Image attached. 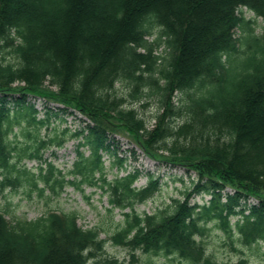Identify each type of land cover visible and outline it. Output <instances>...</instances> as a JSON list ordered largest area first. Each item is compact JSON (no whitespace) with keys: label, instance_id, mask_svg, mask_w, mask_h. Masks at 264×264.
<instances>
[{"label":"trees","instance_id":"1","mask_svg":"<svg viewBox=\"0 0 264 264\" xmlns=\"http://www.w3.org/2000/svg\"><path fill=\"white\" fill-rule=\"evenodd\" d=\"M244 8L264 20V0H0V188L24 185L42 196L40 180L55 195L67 184L100 186L110 211L131 208L115 244L178 255L179 264H220L201 238L211 222L245 244L264 242V29L256 33ZM118 84L129 86L130 100ZM147 97L163 109L152 129L133 104ZM76 112L84 126L42 133ZM118 136L153 160L196 172L194 193L210 201L192 203L186 192L165 209L138 213L135 204L159 179L149 174L138 188L139 169L108 179L105 154L126 162ZM73 139L76 160L63 173L45 154ZM26 160L38 162V174ZM251 198L258 203L247 204ZM8 214L0 211V264H88L93 249L104 248L99 230L82 228L75 211L31 220Z\"/></svg>","mask_w":264,"mask_h":264},{"label":"rangeland","instance_id":"2","mask_svg":"<svg viewBox=\"0 0 264 264\" xmlns=\"http://www.w3.org/2000/svg\"><path fill=\"white\" fill-rule=\"evenodd\" d=\"M244 15L248 20H255V29L257 34H262L264 29L263 18H256L253 11L246 8ZM237 36H242V32L237 30ZM157 35L150 37V40H155ZM165 46L160 45L157 48L159 54H165ZM242 48V45H241ZM119 93L129 97V86L118 84ZM179 96V97H178ZM180 98L178 92H174L172 100L176 103ZM134 106L138 109L148 122L149 128H154L157 124L156 114L162 112L155 97L144 98L140 102L133 101ZM54 107L53 105H51ZM36 107L40 110L39 117H44L45 105L37 102ZM54 110H57L54 107ZM62 116V115H61ZM67 121L61 122V119L53 122L50 128L43 127L42 133L50 131L52 128L59 126L64 128L70 126L77 128L84 126L87 118L76 112L74 115L67 114ZM175 124L181 121L180 118H174ZM15 127V131H17ZM10 138L17 140L15 134L11 133ZM22 140L21 137H18ZM119 145L117 148L118 156L126 158L124 166L116 162L114 154H105V164L108 179L112 180L116 175L123 176L130 171L139 169L142 176L135 183L138 188H143L149 183V174L154 175L159 179L158 188L154 194L143 202L135 204V210L140 214H153L159 209H165L172 204L174 198L184 199L186 192L192 193L190 198L192 203L198 202L204 204L209 202L211 195L205 191L202 193H194V189L198 182V175L196 172L187 170L182 166H171L164 161L153 160L147 156L137 145L131 143L129 139L124 136H118ZM78 140H69L64 147L56 151V156L50 155L51 150L47 151L45 156L52 160V162L63 171L67 173L73 166L76 160V146ZM88 153V152H87ZM28 167H33L38 174L36 167L37 161H25ZM1 172V170H0ZM72 178L71 175L66 177ZM2 176L0 174V181ZM40 186L45 188L42 196L38 194L37 190L32 191L29 195V188L26 186H14L13 184H6L0 188V211L9 209L11 214L21 218L36 219L49 211L59 212H77L79 215L78 224L84 228H96L100 232V239L105 240L103 250L95 251V255L91 257L88 264H108V261L118 259L120 264H179L180 257L178 255H154L136 250L134 253L127 247L117 245L111 240V236L115 234L125 225V216L123 212H130L131 208L121 210L115 208L110 211L111 205L109 203V195L100 186H89L83 184L81 188H76L67 184L62 190H58L59 194L55 195L54 191L48 187L43 180H40ZM225 193L233 194V190L227 188ZM225 200V197L223 198ZM240 202L244 203L242 199ZM258 201L254 198L247 200V204L254 205ZM249 211L247 210L246 213ZM239 216L231 218L232 223H235ZM217 222V223H216ZM209 223L208 231L204 236H201L204 241L206 255L210 256L220 264H235L241 258L248 259L250 264H264V242L260 241L252 244H245L241 241L240 234L234 233L229 235L221 227L218 226L219 221ZM200 238V237H198Z\"/></svg>","mask_w":264,"mask_h":264}]
</instances>
